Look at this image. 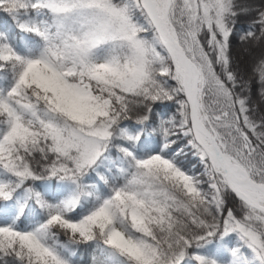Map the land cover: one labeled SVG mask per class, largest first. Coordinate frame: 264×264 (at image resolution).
<instances>
[{"label": "snow or ice", "instance_id": "snow-or-ice-1", "mask_svg": "<svg viewBox=\"0 0 264 264\" xmlns=\"http://www.w3.org/2000/svg\"><path fill=\"white\" fill-rule=\"evenodd\" d=\"M0 15V264H264V0Z\"/></svg>", "mask_w": 264, "mask_h": 264}, {"label": "trees", "instance_id": "trees-1", "mask_svg": "<svg viewBox=\"0 0 264 264\" xmlns=\"http://www.w3.org/2000/svg\"><path fill=\"white\" fill-rule=\"evenodd\" d=\"M0 20H3V16L0 15ZM195 163L194 158L191 161ZM78 264H86L88 261V245H81L78 248V256H77Z\"/></svg>", "mask_w": 264, "mask_h": 264}, {"label": "rangeland", "instance_id": "rangeland-1", "mask_svg": "<svg viewBox=\"0 0 264 264\" xmlns=\"http://www.w3.org/2000/svg\"><path fill=\"white\" fill-rule=\"evenodd\" d=\"M95 254H96L95 249L94 248H90L88 246V261H87L86 264H91V260H92L93 256H95Z\"/></svg>", "mask_w": 264, "mask_h": 264}]
</instances>
